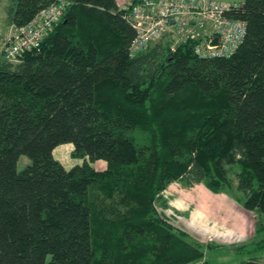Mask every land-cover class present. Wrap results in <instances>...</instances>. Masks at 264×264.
Instances as JSON below:
<instances>
[{
	"label": "trees",
	"instance_id": "16d2710c",
	"mask_svg": "<svg viewBox=\"0 0 264 264\" xmlns=\"http://www.w3.org/2000/svg\"><path fill=\"white\" fill-rule=\"evenodd\" d=\"M59 1L13 0L10 21ZM64 1L39 49L0 60V264H212L205 251L219 247L158 207L171 184H202L264 213V0L230 14L244 41L211 59L164 40L131 57L136 33L115 0ZM65 144L81 165L55 158Z\"/></svg>",
	"mask_w": 264,
	"mask_h": 264
},
{
	"label": "built area",
	"instance_id": "2783aa9c",
	"mask_svg": "<svg viewBox=\"0 0 264 264\" xmlns=\"http://www.w3.org/2000/svg\"><path fill=\"white\" fill-rule=\"evenodd\" d=\"M70 3L59 1L42 10L25 26H13L3 48L5 57L18 62L39 49L48 34L61 22ZM240 4L215 0H138L125 6L124 18L136 33L130 46L131 57L166 38L172 51L193 43L202 59L232 56L246 36V22L230 14ZM217 39L218 43L213 44Z\"/></svg>",
	"mask_w": 264,
	"mask_h": 264
},
{
	"label": "crops",
	"instance_id": "0c3cea01",
	"mask_svg": "<svg viewBox=\"0 0 264 264\" xmlns=\"http://www.w3.org/2000/svg\"><path fill=\"white\" fill-rule=\"evenodd\" d=\"M115 1L118 8L121 10L135 0ZM13 5V0H0V28H5L3 32H0V60L4 57V44L8 39L13 27L9 18V9ZM61 163L63 164V162ZM103 165L105 164H102V166ZM201 185L202 184L194 185L191 188H182L181 190L186 194L184 195L183 193L179 192L181 196H175L171 202H169L168 200V208L164 209V211L167 212V210L170 209L171 206L173 207V209H175V211L182 215V217L187 221V224L185 225V228L187 229L186 233L194 241L195 238L193 236L195 235V232L198 230L201 231V199L199 198V195H191V193H194V190ZM206 192L213 197L218 196L211 193L209 190H206ZM190 197H193L195 200H191ZM221 201L226 204V209L228 210L223 212L220 211V213H217L223 214L221 215V218L223 219H221L220 222H217L219 224V229L216 228L218 230H215V239L218 243H215V246H218L219 250L214 252L221 255L236 254L237 252L235 248H239L259 240L261 236V234L259 233V227H261L260 220L263 217V214L261 215L254 212H249L238 203V207H236L234 204H230V202L225 199ZM212 217L213 215H210L209 213L206 214L203 222L206 225L211 226ZM196 235L201 236V232H198V234ZM261 238L264 239V235H262ZM245 258L246 261L244 262L256 260L257 263L264 264V256L258 257L256 255H246Z\"/></svg>",
	"mask_w": 264,
	"mask_h": 264
},
{
	"label": "rangeland",
	"instance_id": "374dc122",
	"mask_svg": "<svg viewBox=\"0 0 264 264\" xmlns=\"http://www.w3.org/2000/svg\"><path fill=\"white\" fill-rule=\"evenodd\" d=\"M216 1L240 4L244 0H216ZM4 29L5 28H0V32H3ZM163 39H164V42H167L169 44L166 38H163ZM73 150H74V146L72 144L61 145L58 148H56L54 152V156L57 160H60L61 162H63L64 166L67 169H71L74 166L81 165L83 163V160L81 159L72 158L71 154ZM29 164H30V160L27 157L22 156L19 159V162L17 164V171L21 172ZM102 164H105V165L102 166ZM92 166L98 171H103L107 168V164L104 161L95 162L92 164ZM182 188H184V186L180 183L171 184L169 188L163 193L164 199L167 200V202L168 200L169 202H171L175 196H181L179 192L183 193V191L181 190ZM197 188L195 189L196 191L194 190V193H191V195H195V194L196 196L199 195V198L201 199V231L200 230L196 231L193 237L195 238V241H198L205 245L215 244V243L217 244L218 242L215 239V234H216L215 230L219 229L218 228L219 224L217 222H220L221 219H223L221 218V215L223 214H217V213H220V211L223 212V211L228 210L226 209V204L221 200L225 199L228 202H230V204H234L236 207H238L237 202H235L232 199V197L228 196L227 194H215V195H218L217 197H213L209 195V193L206 192V190L208 189L204 185H201L200 187H197ZM183 194L185 195L186 193H183ZM243 197H244L243 195L238 196L239 199H243ZM190 198L191 200H195L193 197H190ZM158 211L163 216V218L166 219L172 226H174L175 228L181 231L186 232L187 229L185 228V225L187 224V221L182 217V215H180L177 211H175L173 207L170 206V209H168L167 212L164 211V209L158 207ZM208 213L210 215H213L211 219V222H212L211 226H208L203 222V220L206 217V214ZM260 222H261L260 224L261 227H259V233L262 236L264 235L263 234L264 233V213H263V217L261 218ZM198 232H201V236L196 235L198 234ZM261 236L258 241L252 242L250 244V246L247 248L248 252L244 251V253H242L243 251H240L236 254L221 255V254L215 253L214 251H206V259H208L212 264H239V263L246 261V258H245L246 255H254V256L256 255L258 257L264 256L263 255L264 248H261V247H264V239L261 238Z\"/></svg>",
	"mask_w": 264,
	"mask_h": 264
},
{
	"label": "water",
	"instance_id": "95a60500",
	"mask_svg": "<svg viewBox=\"0 0 264 264\" xmlns=\"http://www.w3.org/2000/svg\"><path fill=\"white\" fill-rule=\"evenodd\" d=\"M217 43H218V40L215 39L214 42H213V44L216 45Z\"/></svg>",
	"mask_w": 264,
	"mask_h": 264
}]
</instances>
